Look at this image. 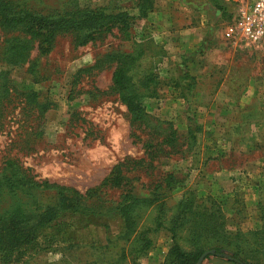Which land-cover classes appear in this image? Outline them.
Instances as JSON below:
<instances>
[{"label":"rangeland","instance_id":"374dc122","mask_svg":"<svg viewBox=\"0 0 264 264\" xmlns=\"http://www.w3.org/2000/svg\"><path fill=\"white\" fill-rule=\"evenodd\" d=\"M7 1L42 14L66 11L77 4L80 8L134 15L137 5V0ZM140 23L132 27L134 42L146 31ZM13 39L29 40L21 30L0 29V174H12L6 168L11 161L18 180L24 177L28 183L26 187L6 184L0 194V264H131V242L122 239L124 222L118 212L125 198L157 201L143 209L140 217L136 213L138 231L145 226L154 228L160 204L167 209L162 218L169 226L188 189L197 197L213 196L203 185L207 161L201 152L206 135L193 134L192 139L188 130L194 124L187 123L182 129L168 121L175 107L146 97L162 95L158 86L149 88L143 82L145 74H157L158 57L150 59L158 54L156 48L145 46L151 56L142 59L132 74L136 93L147 99L142 102L144 117L131 121L111 83L116 64L103 60L95 68L105 56L132 52L131 41L124 40L117 29L84 47L75 46L72 34L59 35L46 55H39L37 43L32 42L18 67L2 61ZM245 54L247 57L236 60L235 66L257 73L264 69L262 54L256 55L259 59L250 58L255 54ZM255 77L264 83V76ZM247 82L250 85L253 81ZM32 94L37 105L29 102ZM195 111L189 109V121L195 118ZM116 167L122 184L99 189ZM168 175L173 176L169 193L161 189ZM43 183L82 195L98 188L96 196L87 202L94 215L82 219V215L66 210L39 224L41 216L47 218L46 211L58 202L54 192L43 189ZM76 224L78 227L71 228ZM163 233L151 235L153 248L137 264L161 261L162 251H154L157 246L159 250L170 246Z\"/></svg>","mask_w":264,"mask_h":264},{"label":"crops","instance_id":"0c3cea01","mask_svg":"<svg viewBox=\"0 0 264 264\" xmlns=\"http://www.w3.org/2000/svg\"><path fill=\"white\" fill-rule=\"evenodd\" d=\"M232 4V0H156L152 13L140 20L146 31L139 37L161 52L157 78L162 95L156 102L175 107L168 121L182 129L193 123L195 136L206 135L201 152L207 161L203 185L220 201L228 232L250 239L264 217V83L255 77L264 76V69L257 73L235 66L246 52L255 54L252 59L259 57L224 39ZM192 107L196 111L190 122ZM158 247L154 252L163 254L156 264H163L168 249ZM203 264L232 263L211 257Z\"/></svg>","mask_w":264,"mask_h":264},{"label":"trees","instance_id":"16d2710c","mask_svg":"<svg viewBox=\"0 0 264 264\" xmlns=\"http://www.w3.org/2000/svg\"><path fill=\"white\" fill-rule=\"evenodd\" d=\"M155 2L156 0H137L134 15L126 12L117 13L115 10L108 11L104 8H80L77 4L66 11L42 14L20 9L7 0H0V29L21 30L29 39L27 41L18 39L10 41L6 49V56L2 59L4 63H2L14 67L23 64L28 51L31 49L30 44L32 42L37 43L39 55H46L52 50L54 41L59 35L72 34L74 35L75 46L84 47L102 34L117 29L118 32L122 33L124 40L131 41L132 52L105 56L104 59L96 62L95 68L99 67L103 60L116 64L111 77L113 89L119 102L126 108L130 120L138 121L144 117L142 113L143 100L148 97L149 99H156L158 95L156 97L153 95L146 96L147 98L139 97L135 91L132 74L138 68L139 62L145 59V56L150 52L145 49V46L150 45L153 48L155 46L143 41L142 37L134 42L131 33L135 22L146 19L152 13ZM153 51L155 52V50ZM157 53L150 59L160 56L161 52L158 51ZM81 71L84 72L85 70ZM145 75L143 82L149 88L154 85L160 89L161 84L158 81L157 74ZM34 97V94L29 96V102L37 105L38 102H35ZM188 132L193 139L194 133L191 127ZM13 167V163L8 161L6 168L12 174L10 176L5 173L0 174V194L4 188H7L6 184L15 185V187L18 185L26 187L28 183L24 182V177L18 180L19 176H16ZM120 177V169L116 167L109 177L101 183L99 189L119 187L122 184V178ZM172 178V175L166 176L161 185V189H167V193L171 190ZM34 186L36 184H32V187ZM42 186L44 190L54 192L58 202L46 211L47 218L41 216L39 224L44 223L47 219L49 222L52 221L54 217L66 210L82 215V219L91 218L94 215L93 209L87 207V202L90 198L96 196L98 188L88 190L82 195L66 187L47 185L46 183H43ZM156 202V199L127 200L125 198L118 207L119 216L124 222L122 239L131 242L130 246L128 245L130 247L128 255L131 264H137L140 258H143L152 250L153 240L151 235L160 232H164L170 241L163 264H197L199 258L204 254L203 261L212 257L232 264H249V262L264 264V217L262 218L261 229L251 235L250 239H244L242 235L228 232L221 203L216 197H197L195 191L188 189L177 204L176 213L172 217L169 226H165L163 222L165 220L162 218L167 209L160 204L157 210L158 214L153 220L154 228L145 226L137 231L136 213L138 212L140 217L143 209L145 210L156 204ZM75 227H78L77 224L75 226L71 225V228ZM133 235L134 238L131 240ZM121 258L127 260L124 254H121Z\"/></svg>","mask_w":264,"mask_h":264},{"label":"built area","instance_id":"2783aa9c","mask_svg":"<svg viewBox=\"0 0 264 264\" xmlns=\"http://www.w3.org/2000/svg\"><path fill=\"white\" fill-rule=\"evenodd\" d=\"M224 39L251 53H264V0H232Z\"/></svg>","mask_w":264,"mask_h":264},{"label":"water","instance_id":"95a60500","mask_svg":"<svg viewBox=\"0 0 264 264\" xmlns=\"http://www.w3.org/2000/svg\"><path fill=\"white\" fill-rule=\"evenodd\" d=\"M204 257H205V254L199 258L197 264H202Z\"/></svg>","mask_w":264,"mask_h":264}]
</instances>
